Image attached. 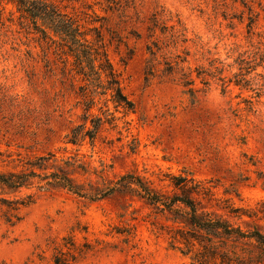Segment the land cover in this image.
Wrapping results in <instances>:
<instances>
[{
	"label": "rangeland",
	"instance_id": "obj_1",
	"mask_svg": "<svg viewBox=\"0 0 264 264\" xmlns=\"http://www.w3.org/2000/svg\"><path fill=\"white\" fill-rule=\"evenodd\" d=\"M54 1L69 5V11L91 15L94 11L104 17L100 30L107 56L133 108L115 111L109 102L117 119L114 125L102 126L93 146L87 140L80 145L66 143L83 112L78 83L53 65V70L47 69L45 60L51 61L52 55L44 56L36 35L21 27L14 0H0L3 157L14 164L47 152L76 156L86 164L87 173L72 177L91 195L126 174L169 191L170 175L186 171L214 185L221 203L227 199L254 216L236 219L215 207L205 210L243 230L264 233V68H257L260 76L250 75L262 93L251 111L242 102L250 92L233 85L222 92L214 79L202 92L194 74L197 91L192 102L178 73L162 74L163 57L152 62L153 75L144 72L149 57L146 44L165 40L162 27L167 32L183 28L188 41L178 40L177 52L190 51L189 66H206L209 59L218 58L220 65L232 66L224 71L230 77L236 71L233 61L245 50L264 52V0H133L119 12L104 11L96 0ZM250 19L253 23L248 27ZM97 107L93 113H100ZM38 185L35 181L18 194L7 190L0 194L13 198L33 193L34 197V203L19 209L17 221L0 206V264H53L55 249L67 235L81 251L73 264H194L192 253L184 255L170 246V234L177 228L172 213L152 205L133 185L117 184L111 195L97 200L56 184L42 189ZM8 217L12 224L5 220ZM211 239L204 264H264V252L251 245L224 236ZM247 256L252 260L246 261Z\"/></svg>",
	"mask_w": 264,
	"mask_h": 264
},
{
	"label": "trees",
	"instance_id": "obj_2",
	"mask_svg": "<svg viewBox=\"0 0 264 264\" xmlns=\"http://www.w3.org/2000/svg\"><path fill=\"white\" fill-rule=\"evenodd\" d=\"M61 2L14 0L21 27L28 33L36 35L35 39L42 47L44 56L50 53L53 57L51 61L45 60L47 69L51 71L55 67L62 76L78 83L80 97L78 104L83 112L80 122L66 135L65 142L80 145L87 140L90 146H93L102 126L105 123L114 125L117 119L114 112L109 109L108 103L113 104L115 111L119 108L129 111L133 108V102L123 92L119 74L107 56L100 30L104 17L97 15L94 11L92 15L87 11L80 13L69 11V5ZM95 3L104 11L119 12L129 7L133 0H96ZM86 8L91 9V6L86 5ZM88 17L91 19H87ZM96 22H100L99 26L95 25ZM152 22L155 27L156 22ZM252 23L253 20L250 19L248 27ZM178 24L180 25V22ZM182 30L184 29L173 32L171 29L167 32V29L162 27L160 33L165 40L154 39L146 44L145 50L149 56L144 71L146 76L153 75L155 72L152 62L158 57H163L162 74L178 73L183 92L192 102L196 100L197 91L193 87L194 74L203 86L202 92L209 85V79L219 81L222 92H225L230 85L250 92L242 102L245 104V109L251 111L262 93L258 87H254L252 82L254 76L250 75L254 72L255 76H260L256 70L259 67L264 68V52L258 49L245 50L233 61L236 71L230 77L225 76L224 71L226 67L232 66L220 65L218 58H211L206 66L201 64L192 69L188 59L190 51L183 48L181 53L177 52L178 40L182 43L188 41ZM172 51L175 52L172 57L166 55H171ZM94 107H97L100 113H93ZM10 163L11 167L8 166ZM85 165L76 156L59 157L55 152L18 159L13 164L0 152V194L5 190L8 193L18 194L23 189H30L37 181L38 189L48 184H56L80 197L97 200L111 195L117 189V184L124 182V186L133 185L137 193L152 205L172 213V220L177 224V228L170 234V246L181 250L184 255L192 253L191 260L194 264L197 262L204 264L209 254L206 249L213 246L211 237L224 236L226 239L251 245L264 252L263 232L258 229L243 230L221 215L213 216L204 208L215 207L236 219H241L243 216L251 217L254 213L232 206L227 199L221 203L214 195V185L197 180L189 172L183 171L177 175H170L168 180L171 189L169 191L154 188L148 180L139 175L126 174L114 185L91 195L72 177L73 173L86 174ZM32 203H34L33 193L13 198L0 196V206L11 213L9 216L16 221L19 220V209ZM5 220L12 224L10 217ZM206 241L208 243H205ZM196 244L201 248L199 249ZM77 252L81 251H78L72 242V236L67 235L55 249L53 264H73L76 261ZM245 260L249 261L252 258L247 256Z\"/></svg>",
	"mask_w": 264,
	"mask_h": 264
}]
</instances>
